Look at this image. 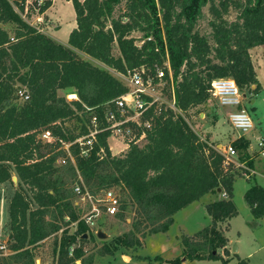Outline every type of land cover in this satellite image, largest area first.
I'll use <instances>...</instances> for the list:
<instances>
[{"label":"trees","instance_id":"trees-1","mask_svg":"<svg viewBox=\"0 0 264 264\" xmlns=\"http://www.w3.org/2000/svg\"><path fill=\"white\" fill-rule=\"evenodd\" d=\"M70 1L76 27L63 45L22 18L19 11L23 12L26 0H0V183L10 180L13 172L18 179L8 208L12 253L7 255V264H35L34 247L58 232L61 222L67 225L78 219L80 209L74 205L73 190L77 183L91 193L117 186L135 207L132 228L104 243L100 255L139 247L143 228L166 232L174 213L222 189L225 198L205 205L210 223L192 235L182 234V255L171 262L222 259L226 264L217 251L227 243L218 223L236 212L232 200L236 176L231 173L236 167L226 166L224 156L207 138L201 139L186 118L208 99L215 78L230 77L240 90L255 85L254 92L259 91L249 50L264 45V0ZM121 2L124 10L114 17ZM50 4L51 0L33 2L40 12ZM207 4L209 35L195 29ZM230 8L236 11L232 20L225 17ZM7 24L14 26L12 31ZM134 31L142 34L141 45L131 36ZM114 43L118 54L113 53ZM166 53L179 112L162 109L156 113L150 108L143 116L150 119V127H136L137 135L144 131V143L130 142L120 155L111 153L109 131H102L89 156H80L73 144L74 161L57 165L56 160L65 155L59 140L69 142L86 133V119L79 115L84 105L102 116L110 101L128 91L111 71L124 73L146 66L154 73V65L161 64ZM18 86L26 88L27 101H13ZM62 90L75 93L78 100H66L59 95ZM70 120L77 122L76 133L66 124ZM46 130L55 139L43 141L40 133ZM236 142L244 154L239 159L252 165L246 141ZM244 200L253 218H264L262 186L251 184ZM125 204L121 201L122 212ZM87 232L83 220L75 234L62 231L57 245L60 264H76L77 260L92 264V254L85 256L83 248L75 245L78 235L82 241L87 238L84 234L91 237ZM158 258L155 255L154 260ZM237 264L247 263L239 260Z\"/></svg>","mask_w":264,"mask_h":264},{"label":"rangeland","instance_id":"rangeland-1","mask_svg":"<svg viewBox=\"0 0 264 264\" xmlns=\"http://www.w3.org/2000/svg\"><path fill=\"white\" fill-rule=\"evenodd\" d=\"M40 4L42 0H39ZM34 0H26L25 7L21 14L22 18H24L27 22L37 26L40 30L46 25L48 20L44 19L37 22L36 14L37 12L33 9ZM38 3V1H37ZM53 13L60 21L61 28L57 31L58 35H63L65 37L67 27L71 20V15L74 12L73 6L71 4H67L65 2H60L57 0L54 8L52 9ZM124 10V2H121L118 6H116L113 16L117 17ZM35 14V15H34ZM236 11L233 8H230L229 13L225 16L228 19L232 20L235 18ZM211 19V14L209 12V5L203 7L202 16L199 18L195 25V29H197L201 34L209 35L211 32V28L209 25V20ZM7 27L12 31L14 28L13 25L7 24ZM131 36L135 38L136 44L141 45L142 34L138 31H134L131 33ZM59 38V36H58ZM113 53L118 54L117 45L114 43L113 45ZM81 57L86 58L90 62L99 67H104L103 64L94 61L91 58H88L84 54L80 53ZM256 57V54H254ZM111 71V70H110ZM124 85H127V82L123 80L120 75L115 71H111ZM263 79V87L259 89L257 93L254 92L250 87H245L241 89L244 96L243 105L247 109L248 114L250 115L254 126L257 130H259L262 134L264 131V76ZM21 88L22 86H18ZM171 90L170 85L165 86L164 94L169 96ZM75 94L72 92L59 91V95L65 96L66 100L70 101L71 95ZM254 99V102L251 100ZM13 101L19 103L20 99L17 97ZM228 110L219 105L218 101L213 97H208V99L202 105H199L193 108L190 113L193 116L188 117L187 119L192 123L193 128L199 133V136L203 138H207V140L213 144L214 146L220 144L218 149L223 151V148L228 144H232L237 151V156L243 157V152L241 153L240 149L235 146L238 141V134L229 124L228 119L225 121V126L222 132L217 136H212L214 132V124L218 116H226L227 117ZM138 121H141L142 118H137ZM70 125L73 129L72 133L77 132V122L68 121L66 123ZM131 132L136 133L135 124L130 123ZM136 126V125H135ZM243 139V138H242ZM109 142L114 151H119L122 144L115 139V137L109 138ZM235 142V143H234ZM139 145L144 143V139H141L137 142ZM247 152V148L245 150ZM240 160V159H239ZM252 161V165L250 168L255 169V174L248 175L246 177L242 173V169L234 168L231 173H235V180L233 183V197L232 200L236 206V215L232 222L231 226V234L232 237L236 239V242L240 246V255L247 256L248 264H264V224L253 228L252 226V217L250 208L244 200V192L245 190L254 183L261 185L264 188V160L253 156L250 160ZM18 179L13 172L12 178L8 181L0 183V214L5 221V229L7 232L8 224H9V216H8V208L10 199L17 188ZM125 204L124 211L119 213V215L111 216L107 215L104 212L94 219L92 224H86L88 227V232L91 233V237L87 235L85 241L81 240V236H77L76 246L80 245L83 248L85 256L92 254L93 262L92 264H125L126 262L134 261V262H142L150 260L153 264H173L171 261L176 257H181L182 248L180 243V237L183 232H174L178 229L179 226L185 228L186 231H196L200 228L201 222H206L205 216H208L205 205L202 203L208 202V198L210 195H204L200 198L199 201L192 202L191 204L181 208L173 215L174 222L169 227V234L164 236L162 232L152 233L149 228H143L141 233L143 232V236L141 237V245L139 247H135L132 249H124L118 248L113 254H105L100 255L99 251L102 249V245L104 243H111V239L114 237L126 232L132 228V222L136 219L135 215V207L131 202H128V198L125 193L120 190L119 187L113 186L110 188ZM75 201L79 203L78 208L80 207L82 210H79L78 219L76 221L70 222L69 224H64L61 222V229L47 237L46 239L40 241L34 247V258L35 264H60L58 262V242L62 231L67 229L68 233L75 234L78 222L83 220L86 215L89 213L91 208L90 202H79V200L74 197ZM121 215V216H120ZM65 221H68V218H65ZM84 221V220H83ZM85 223V222H84ZM221 228V226H220ZM222 230V228H221ZM101 231L105 234V238H99L97 236V232ZM178 234L176 245L172 244L174 240V235ZM156 234V235H155ZM169 238L168 241H163V238ZM11 238L9 233V241L8 246L11 247ZM75 245L72 246L74 249ZM172 246V247H170ZM174 247V248H173ZM166 251H161L162 249ZM169 248V249H168ZM12 253L11 248L8 250V253ZM219 254L223 251L222 249L217 250ZM9 255V254H7ZM7 255H0V264H7ZM155 255H159L157 260H154ZM183 262V263H182ZM194 261H190L185 258H181V264H193ZM79 264V260L75 262ZM15 264V263H9ZM197 264H224L223 260H206L200 261Z\"/></svg>","mask_w":264,"mask_h":264},{"label":"built area","instance_id":"built-area-1","mask_svg":"<svg viewBox=\"0 0 264 264\" xmlns=\"http://www.w3.org/2000/svg\"><path fill=\"white\" fill-rule=\"evenodd\" d=\"M38 4H40L39 0ZM166 73L168 78H165ZM117 74L127 82L128 91L110 101L109 105L103 108L102 116L94 108L84 105L83 110L79 111V115L86 119L84 122L87 128L86 133L69 142L59 140L65 155L56 160L57 165L65 164L68 159L74 161L70 152V146L73 144L77 145L80 156H89L97 141V135L102 131H109L110 135L121 137L127 146L130 142L137 143L139 140L144 139V131L139 135L131 132L130 123L135 124L134 127L149 128L150 119H143V116L152 107L156 113L161 112L162 109L179 112L175 105L172 71L167 53L161 64L154 65V73L148 67L140 66L127 69L124 73L117 72ZM166 85H170L171 90L167 97L164 94ZM208 92L209 96L216 99L221 107L228 110L227 119L229 124L238 133L239 137L246 141L248 155L250 157L256 155V157L264 159V138L253 134L254 123L243 105L244 96L234 79L230 77L215 78L210 82ZM16 95L20 101L29 99V94L24 87L18 88ZM72 95L75 97L70 101L78 100L76 94ZM137 118H142V120L138 121ZM186 120L190 123L192 129L197 132L191 122L187 118ZM197 134L199 135L198 132ZM40 138L43 141L55 139L49 130L41 132ZM218 146L220 145L214 147L224 156L223 161L226 166L233 164L236 168L242 169V173L246 177L252 174V168L247 165L246 160H239L236 148L232 144L224 147L223 151L218 149ZM99 154L101 156L105 154L102 148ZM73 190L79 202H90L91 204L89 213L83 219L85 224H92L101 212L111 216L122 212L121 200L111 189L91 193L85 186L77 183ZM74 205L79 206V203L75 201ZM79 209L82 210L80 207ZM8 241L9 232L6 231L5 221H3L0 214V255L10 254V251L8 253L10 249Z\"/></svg>","mask_w":264,"mask_h":264},{"label":"crops","instance_id":"crops-1","mask_svg":"<svg viewBox=\"0 0 264 264\" xmlns=\"http://www.w3.org/2000/svg\"><path fill=\"white\" fill-rule=\"evenodd\" d=\"M56 1L57 0H51L50 6L43 12H40L38 10V8L35 7V6H33V9H34V11L37 12V14H36V19L38 20L37 22H39L40 20L42 21L43 18L48 20L46 22V25L43 28H41V31L44 34H46L47 36H49V37L53 38L54 40H56L57 42H59V43H61L63 45H67L69 34H70L71 30L76 27L75 11L71 15L72 18H71L70 23H69V25L67 27L65 37L63 35H58L57 31L60 30V28H61L60 21L54 14H52L53 13L52 9L54 8ZM60 2H65L67 4H71L72 5V2L70 0H60ZM73 10H74V8H73ZM58 36H59V38H58ZM249 53H250L252 64H253V67H254V70H255V73H256L257 80L259 82L260 88H262L263 87V79L261 78V76L262 75L264 76V45L262 44V45H258V46L252 47L249 50ZM254 54H256V57H254ZM98 63H100V62H98ZM250 88L254 89L255 85H251ZM251 102H254V99H252ZM226 119H227L226 116H223V115L222 116H218V118L216 119L215 124H214V132H213L212 136H217L219 134V132L220 133L222 132V130H223L224 126H225ZM253 134L254 135H260L261 137L264 138V131H263V134H262L256 128H254ZM112 136L115 137V139H117L122 144V147H120L119 151H114L112 146H111V144H110V142H109V138H111ZM238 138H240V137L238 136ZM107 143H108L109 149H110V151H111V153L113 155H120L121 153H124L127 150V148H128V146L124 143L123 139L121 137H119V136H116V135H109L108 138H107ZM217 145H220V144H217ZM262 160H264V159H262ZM249 166L251 167V165H249ZM252 171H253L252 174L253 173L255 174L256 171H255L254 168L252 169ZM206 194L210 195V197L208 198V202L207 203L215 201V200H218V199L225 198V194H224V191H222V189L220 191L216 190L215 192H209V193H206ZM206 194H204V195H206ZM199 200H197V201H199ZM194 202H196V201H194ZM207 203L203 202L202 204L206 205ZM236 212L230 218L218 223L219 228L221 226V228H222L221 231H223V234H224V236L227 239V243H226L225 249L224 250L222 249L223 251L220 254L224 257V259L227 260L226 264H237L239 260H244L248 264L247 259H246L247 256L240 255V246L236 242V239L233 238L232 234H231V226H232L231 224H232V222L234 220ZM251 216H252V214H251ZM205 220H206V222H201V224L199 226L200 228H198L196 231L188 232V231L185 230V228H182L181 226H179L178 229L175 230L174 232H176V231L179 232L180 231V232H183L186 235H192V234H194L195 232L199 231L200 229H202L203 227H205L206 225H208L210 223V221H211L210 216L209 215L205 216ZM173 222H174V219H173ZM252 223H253L252 224L253 228H256L257 226L264 224V218L255 219V218L252 217ZM162 234L164 236H166V234H169V228H168V230L166 232H162ZM178 234L179 233H176L174 235V238H173L174 240L172 241L173 245H176V243H177ZM168 240H169L168 237L167 238H165V237L163 238V241H168ZM170 247H172V246H170ZM233 247H236V250H233ZM161 251H166V250L163 248ZM206 260H210V259L192 260V261H194L193 264H197L200 261H206Z\"/></svg>","mask_w":264,"mask_h":264},{"label":"water","instance_id":"water-1","mask_svg":"<svg viewBox=\"0 0 264 264\" xmlns=\"http://www.w3.org/2000/svg\"><path fill=\"white\" fill-rule=\"evenodd\" d=\"M217 190L220 191L221 189L218 188ZM97 236H98L99 238H105V234H104L103 232H101V231H98V232H97ZM84 237H87V235L84 234ZM233 250H236V247H233Z\"/></svg>","mask_w":264,"mask_h":264},{"label":"bare ground","instance_id":"bare-ground-1","mask_svg":"<svg viewBox=\"0 0 264 264\" xmlns=\"http://www.w3.org/2000/svg\"><path fill=\"white\" fill-rule=\"evenodd\" d=\"M70 97H71V99H72V98H74L75 96L71 95Z\"/></svg>","mask_w":264,"mask_h":264}]
</instances>
